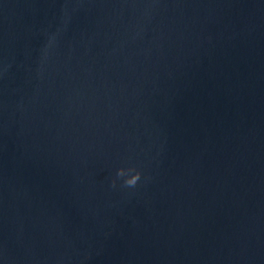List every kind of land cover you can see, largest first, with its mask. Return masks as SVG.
Here are the masks:
<instances>
[{"label":"water","instance_id":"1","mask_svg":"<svg viewBox=\"0 0 264 264\" xmlns=\"http://www.w3.org/2000/svg\"><path fill=\"white\" fill-rule=\"evenodd\" d=\"M0 264H264V0H0Z\"/></svg>","mask_w":264,"mask_h":264},{"label":"clouds","instance_id":"2","mask_svg":"<svg viewBox=\"0 0 264 264\" xmlns=\"http://www.w3.org/2000/svg\"><path fill=\"white\" fill-rule=\"evenodd\" d=\"M126 173H130V174L126 175ZM117 176L118 177L126 176L124 180L125 186L134 187L137 184V182L140 180L141 172L139 170H136L135 168H129V169L120 168L117 171ZM113 186H115V181H113Z\"/></svg>","mask_w":264,"mask_h":264}]
</instances>
